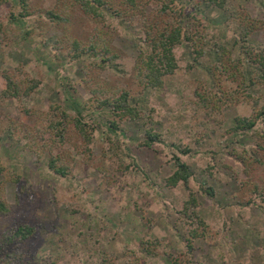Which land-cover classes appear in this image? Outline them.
I'll return each instance as SVG.
<instances>
[{
    "label": "rangeland",
    "instance_id": "374dc122",
    "mask_svg": "<svg viewBox=\"0 0 264 264\" xmlns=\"http://www.w3.org/2000/svg\"><path fill=\"white\" fill-rule=\"evenodd\" d=\"M55 4L56 0H28L31 13L14 21L2 18L0 72L7 69L38 82L17 99L0 96V120L13 118L35 127L37 121L50 118L51 103L74 115L89 96L86 78L127 86L140 113L136 119L117 121L118 128L110 131L105 109H83L82 119L95 126L89 154L77 148L75 134L53 150L69 149L72 160L66 176L47 168L46 152L37 158L0 129V164L18 174L17 181L4 182L9 210L0 214V231L21 222L34 226L21 244L24 264H101L102 256L110 264H130L132 253L138 258L135 264H264V192L251 191L252 181L264 186V148H255L259 140L264 144V124L257 119L249 129H229L233 116L248 115L264 102V84L243 88L236 80H221L224 89L237 87L238 95L218 113L200 106L194 95L200 84L212 87L208 68L217 60L218 44L231 48L233 56L240 52L241 42L253 50L262 47V30L250 32L243 41L233 40L240 28L232 12L242 6L250 16L264 18V0H224L223 8L196 4V14L205 21L203 54L194 58L185 41L174 45L176 67L162 76L160 88L146 90L132 77L142 36L137 18L122 22L105 11L102 20H94L73 7L65 20L47 21L40 10ZM18 9L16 0H9L0 12ZM96 33L117 52L116 67L108 64L95 72L89 66L96 57L68 58L66 36L85 41ZM242 68L245 80L255 71L246 62ZM32 110L46 113L30 114ZM147 126L159 132L161 140L146 146L141 140ZM176 144L193 151L180 153ZM231 148H245L261 163L246 172L229 153ZM173 155L188 164L192 175L186 184L170 187L163 179L174 168ZM200 183L210 186L212 194L204 193ZM189 190L205 223L191 252L183 238L195 222L180 211ZM152 238L158 241L155 253L145 254L139 240Z\"/></svg>",
    "mask_w": 264,
    "mask_h": 264
},
{
    "label": "trees",
    "instance_id": "16d2710c",
    "mask_svg": "<svg viewBox=\"0 0 264 264\" xmlns=\"http://www.w3.org/2000/svg\"><path fill=\"white\" fill-rule=\"evenodd\" d=\"M9 0H0V7ZM19 9L16 12L11 10L0 12V31L2 29V18L14 21L31 13L28 0H16ZM200 2H209L218 8H223L224 0H56L51 8H44L40 11L46 16L47 21L58 22L66 19L70 8L77 7L82 13L94 20H102L105 11L118 20L126 21L137 18L142 33L141 41L136 45V53L132 64V77L136 86L143 89H157L163 84L162 76L171 73L176 67L173 54L174 45L185 41L190 47L194 58L201 56L204 52L206 39L204 35V19L196 14L195 5ZM232 16L239 25V34L235 35L234 41H243V38L250 32L262 30L264 33V18H254L244 10L242 6L232 12ZM44 21V20H40ZM66 53L69 59H75L82 54L96 57L89 68L97 70L110 64L116 67L115 59L118 57L107 38L99 33L89 36L85 41L75 37L66 36ZM238 55L233 56L231 48L218 44L216 47L217 60L208 68L211 86L200 84V88L194 89V95L200 103L212 111L218 113L223 105L237 101V87H246L248 84H264V43L258 50H253L243 42ZM62 47V44H60ZM244 62L255 67L252 75L245 80L243 73ZM98 72V71H97ZM2 85L0 87L1 97H12L17 99L21 94H28L37 84L35 78H20L13 75L7 69L0 72ZM95 75V74H94ZM236 80L237 87L232 90L224 89L221 80ZM89 91V96L76 108V113L70 115L60 104H49L50 118L46 115V123L36 122L35 127H26L22 121L7 118L0 120V129L7 130L8 137L14 143H20L22 148L28 149L35 157L39 158L46 152L45 164L48 169L60 176L70 173L72 156L66 148L60 151L54 150L69 135L75 134L79 138L77 148L88 155L90 148L88 143L91 140L94 125L82 119V110L94 111L105 109L108 113L106 127L110 131L118 128L121 119H136L139 117V109L133 101V94L127 86L117 84H103L98 79H84ZM246 81V82H245ZM247 83V84H246ZM245 97L249 96L244 94ZM26 113H29L26 110ZM46 113V111L32 110L30 114ZM257 119L264 124V102L252 110L248 115L237 114L233 116L230 126L231 131L245 130L251 128ZM46 136L44 137L43 135ZM261 133L257 132L260 137ZM160 133L147 126L142 130V144L150 145L160 141ZM257 149H263L262 141L256 142ZM178 152L191 153L193 148L179 146ZM229 153L237 158L244 170H249L256 164L261 163L258 156L247 152L245 148L237 150L231 148ZM174 168L167 174L163 181L167 186H174L177 182L186 184L192 175L188 164L178 155H173ZM18 174L4 168L0 164V214L9 210V204L4 198V182L6 180L17 181ZM206 194H212L210 186L198 185ZM251 191L264 192V186L251 182ZM197 201L194 193L189 190L187 197L182 201L181 213L195 225L188 230L184 236V245L187 252L192 250V241L204 230L205 223L196 212ZM34 232V226L26 222L13 224L0 231V264H24L22 253V242ZM158 244L156 238L139 240L140 250L145 254H154ZM133 259L130 264H135L138 258L132 253ZM101 264H110V261L102 256Z\"/></svg>",
    "mask_w": 264,
    "mask_h": 264
}]
</instances>
